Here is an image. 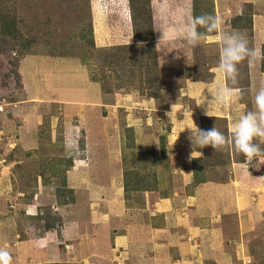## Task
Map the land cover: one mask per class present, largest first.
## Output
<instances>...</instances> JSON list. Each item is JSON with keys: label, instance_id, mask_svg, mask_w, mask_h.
<instances>
[{"label": "rangeland", "instance_id": "obj_1", "mask_svg": "<svg viewBox=\"0 0 264 264\" xmlns=\"http://www.w3.org/2000/svg\"><path fill=\"white\" fill-rule=\"evenodd\" d=\"M122 2L0 0V10L10 9L21 18L26 45L40 61L35 65L28 58L33 67L29 70L28 64V80L24 85L19 73V65L25 58L19 54L24 41L0 43V248L11 254L12 264H144L151 259V264H264L263 211L254 216L252 223H243L240 227L234 213L237 206L231 207L235 200L220 204L219 215L223 217L214 218L197 219L196 210L200 205L196 206L193 199L188 200V206L174 211L158 207L164 195L175 192L179 196L196 195L197 186L190 187L192 148L188 139L190 130L186 128L194 127V121L200 129L216 126L223 133L226 126L229 131L234 130L238 117L253 110L254 94L264 83V40L260 39L264 31V0H215L222 32L244 34L248 47L260 53L251 63L245 59L237 65L235 81L218 69L222 47L219 34L210 35L196 45L188 43L187 29L194 19L193 0H152L156 41L147 47L156 50L161 40L156 50L160 82L149 87L145 83V94L129 91L127 86L117 87L115 76L119 67L113 63L105 65L103 59L111 51V45L133 42L128 36L131 22L118 21ZM108 11L115 18L110 24ZM243 12H251L253 25L236 29L231 21ZM89 21L93 22L99 51L91 50L81 38V28ZM83 53L89 57L93 74L81 61ZM92 75L103 77L113 92L105 94ZM120 75L124 81L130 80L124 71ZM159 84L161 88H156ZM233 85L240 86L241 90L235 88L225 103L215 105L213 116H206L204 106L200 105L213 99L208 90L231 89ZM150 90L159 96L149 97ZM173 104L175 110L171 112ZM17 105L19 111H16ZM222 116L229 117L225 121ZM162 134L167 135L166 157H162L159 144ZM132 137L135 149L127 144ZM255 139L264 145L259 138ZM208 149L211 146L202 148V154ZM92 157L102 163L97 161L91 165ZM261 159L264 157L236 164L249 165L259 173V167L257 170L250 164ZM119 163L122 171L117 169ZM114 167L118 175L132 170L148 177L151 187L157 186L152 192H144L143 196L150 197L139 198L140 194L126 202L139 207L135 216L141 223L164 228L155 240L163 239L165 243L152 248L153 244L141 245L142 239L136 238L131 246L127 245L125 252L128 253L116 250L109 259L96 256L86 247L88 241L71 231H80L82 237L84 232L90 236L92 229L98 232V237L103 232L104 244L109 235L114 236V230L127 228L135 213L121 215L123 209L119 205L108 203L106 209L113 210L105 227L89 223L96 216L93 208L101 205L97 201H106L105 196L100 198L104 190L97 186L98 181L102 184L105 180L112 181ZM65 168H69L68 185L75 189L76 203L59 206L56 189ZM217 170L219 173L211 172L209 177L222 185L229 181L230 175L234 181H244L233 163L223 168L218 166ZM108 186L106 191H110ZM96 194L91 200L90 196ZM171 203L170 209H173L175 199ZM146 205L150 212L144 210ZM38 210L40 220L33 216ZM50 216H57L61 222H57L56 228L45 230L43 220ZM72 221L79 230L71 225Z\"/></svg>", "mask_w": 264, "mask_h": 264}, {"label": "trees", "instance_id": "obj_2", "mask_svg": "<svg viewBox=\"0 0 264 264\" xmlns=\"http://www.w3.org/2000/svg\"><path fill=\"white\" fill-rule=\"evenodd\" d=\"M105 3L108 4L106 1ZM106 4V11H107ZM249 7V5H246ZM255 8L254 5H252ZM121 15L118 17V21L122 22H131V34L130 38L133 39L132 43H120L117 45H111L109 48H112L111 51L106 52L104 56L105 65L115 64L117 67V73L115 79L117 81V87L122 88L127 86L129 91L138 90L142 94H145L144 86L145 83H148L152 86L156 84L159 80L158 72V54L157 51L152 48H148L147 44L150 42L154 45L156 41V35L154 30V19H153V8H152V0H123L121 7ZM213 15L217 16L216 13V5L215 0H193V17L200 15ZM107 21L110 24L111 21L115 20L112 16V13L108 11ZM232 26L236 29H245L251 28L253 25L252 14L243 12L240 15L235 16L232 21ZM21 18L17 15L16 12H11L10 9L3 8L0 10V43L6 40L13 41L15 43H20L24 41L25 45L20 49V56L25 57L26 54L31 55V51L26 45L27 39L24 36V33L21 29ZM108 24V25H109ZM198 31H204L203 28L198 27ZM81 38L86 42V45L91 47V50L99 51L96 47V42L94 38V26L93 22L89 21L85 26L81 28L80 31ZM217 33H212L210 35H214ZM23 43V42H21ZM105 50V49H104ZM264 53V46L262 47ZM91 52V51H90ZM102 54V52H101ZM25 55V56H24ZM21 57V58H23ZM103 57V56H102ZM81 61L83 64L87 65L89 69H91V73L93 74L95 71L91 68V63L89 57L83 53L81 56ZM124 71L125 76H127L130 80L124 81L121 77V73ZM92 79L95 82L101 84L103 91L105 94H109L113 92L111 87L107 86V81L104 80L103 77L97 78L92 75ZM121 84V85H120ZM131 86V87H130ZM152 88V87H151ZM156 88H161L160 84L156 86ZM235 88L240 89V86L233 85L231 88L235 90ZM149 97H158V92H154L150 90L148 92ZM107 110V109H105ZM195 112V110L193 111ZM199 112V111H196ZM106 115V114H105ZM227 121V118H222ZM201 120V119H200ZM203 122V119H202ZM170 128L168 127V130ZM133 129L131 128V131ZM224 135L226 137L230 136L229 127L226 126L224 129ZM159 140L161 155L162 157L167 156V135L162 134ZM254 143H258L256 139L253 140ZM128 147L135 149L136 143L135 139L132 137L131 141L128 142ZM260 144V143H259ZM261 149H264V145H260ZM222 151V153H221ZM143 153V151H141ZM150 154V153H149ZM148 154V155H149ZM147 155V156H148ZM259 157H264L261 155ZM257 158V157H254ZM97 161L101 163V160L97 158ZM246 161L245 157L238 153L234 147L225 146L223 150L215 151L212 147L211 150L205 152V154L199 155L196 158L192 159V164L190 168L193 169V181L190 187H196L202 183L208 182L209 180H214L209 177V173L213 172L215 174L219 173L217 167H226L227 165H231L233 162H244ZM105 164V163H104ZM70 167L73 165V160L70 161ZM69 168H65L63 170V176L60 180L59 185L56 189V198L59 206H68L76 203V195L75 189L68 185V174L67 171ZM133 174V176H132ZM129 177L130 180H129ZM140 174L138 172L133 173L132 170H128L125 174V197L127 201L131 198L132 192L129 193L130 187H132V191H141L151 189V185L148 183H143V180L138 178ZM141 178V177H140ZM156 183V181L154 182ZM152 183V184H154ZM152 188H157V186H153ZM176 190H180L177 188ZM129 193V194H128ZM233 194V190H232ZM164 195V194H162ZM168 196V195H164ZM236 205V204H235ZM237 212V209L236 211ZM40 211L38 210L36 215H33L34 218L36 216L37 219H42L40 215ZM237 214V213H236ZM44 223L45 230H52L57 227V222L61 219L57 216L48 217ZM41 264H59L57 262H45Z\"/></svg>", "mask_w": 264, "mask_h": 264}, {"label": "crops", "instance_id": "obj_3", "mask_svg": "<svg viewBox=\"0 0 264 264\" xmlns=\"http://www.w3.org/2000/svg\"><path fill=\"white\" fill-rule=\"evenodd\" d=\"M260 36H261L260 39L264 40V31L260 34ZM263 44H264V41H263ZM28 58H29V62L35 65L37 64L39 65V62H40L38 61L39 57L35 55H27L25 56V58H23V60L21 61L19 65V73H20V76H22L23 78L24 85L26 84V81L28 80L27 79L28 74L26 73L28 71L27 70L28 64H29V70L32 69L33 67V65H30V63L28 62ZM188 81H189V78H188ZM96 106L106 108V106H103V105H96ZM96 106H93V107H96ZM19 110H20V106L17 105L16 111H19ZM228 117L229 116L227 117L222 116L221 118H228ZM197 150L201 153L200 155H202V150L200 148H198ZM95 158L96 157H92L91 165L97 162V158L96 159ZM250 166L256 168L257 170L259 167L260 172L258 173L256 170H251L249 168V165H239V164H236V162H233L234 170L239 172L240 176L244 177L243 182L240 180H235V181L232 180L231 175H230L229 181H226L225 185L220 184L218 180L208 181V182L202 183L199 186H197L196 191H195L196 195L194 196L189 195L187 193L183 194L182 196H179V195H175L176 192L173 195L162 196L160 198L162 199L161 203L159 204L158 207L163 211L165 209H167V211H174L176 209H182L185 205L188 206L187 204L188 200L193 199L196 202L195 203L196 206L198 204L200 205L199 208L196 207L197 208L196 211L198 214L197 219L201 217H213L214 218L215 216L223 217V215H219L220 210H221V208L219 207L220 204L223 205V203H225V200L228 202L229 201L233 202L235 200L236 201L235 204L237 206L236 207L237 212H234V213L235 214L237 213V218L240 221V227L243 226V223L248 225L250 224V222L252 223L254 216H256L257 214H261L262 211L264 212V159L259 160L256 164H250ZM118 168H120V170L122 171L121 163H119V165L117 166V169ZM117 169L116 167H114V173L112 174V177L114 178L109 183L108 181L110 179L103 181V184L100 183L101 180L98 181L97 186L102 187L101 189L104 190L103 195H101L100 193V198L102 196H105L106 201L105 202L104 200L97 201L101 203V205L98 208H93L96 216H93L90 219L89 223L92 225H101L102 228L105 227V225L108 222V215L113 210V208L106 209V205L108 203V205L110 204L113 206L119 205L123 209V211L122 210L120 211L121 215L125 214V215L130 216L132 215V213H135L134 217L130 219L131 221L130 220L128 221L127 228L121 231L114 230L116 231L114 236L111 237L108 234L109 240L103 244L102 242L106 236L105 234L103 236V232H101L100 233L101 236L98 237L96 235V233L98 232L92 229L90 236L84 232V236L82 237L80 231L78 232L74 229L76 228L77 230H79L78 227L73 226V221L71 223V225L74 227L73 229L75 230V231L72 230L71 232L75 235L79 234L78 237L81 238V240L88 241V244L86 245V247H88L91 251L96 253V256L107 257L109 259L111 255L113 254V252H115L116 250H118L120 253H128V252H125L127 245L131 246V243H133V241H136L134 240L136 238L142 239L141 245L146 244L148 247H150L151 244H153L152 248L154 247L157 248L158 246H161V244L165 243V240L163 239L155 240L156 234L162 232L164 228L158 227V226L151 227V225H147V223H141L140 218L138 216H135L138 214V210H136V208H139V207L127 204L126 202L127 199L125 197V192H126L125 191V182H126L125 174L123 172L120 175H118ZM116 176L118 179H116ZM140 177L138 178V181L140 179L142 180L144 179L143 183L151 182L147 179L148 177H146L143 174H141ZM158 178L161 179L162 176L159 175ZM119 180H121L122 182H120ZM152 182H155V180H153ZM109 184H110V191H106L105 189L109 188L108 186ZM153 189L155 188L151 187V189H147V190L133 191L130 199L132 198L136 199L137 197H139L138 195L140 194H141L140 195L141 197L139 198L150 197V196H143V194H145L144 192H147V191L152 192ZM232 190H233V194H232ZM90 194H91V191H90ZM97 196L98 194H96L94 197L90 196V199L92 200ZM257 196H260V199ZM166 198H168V200ZM186 198H187V201H186ZM174 199H175V206L173 209H170L173 206L171 202H173L174 204ZM92 202L93 201H90V204H92ZM235 204H233L234 206L232 205L231 207L235 208ZM146 206L147 208L144 210H147L150 212L149 206L148 205ZM151 211H152V208H151ZM197 219H195L196 225H197L196 229L199 230ZM138 234H141V235H138ZM140 241L141 240H137V243H140ZM192 259H195V257H193ZM151 263H153L152 259L150 261L145 262L144 264H151Z\"/></svg>", "mask_w": 264, "mask_h": 264}, {"label": "clouds", "instance_id": "obj_4", "mask_svg": "<svg viewBox=\"0 0 264 264\" xmlns=\"http://www.w3.org/2000/svg\"><path fill=\"white\" fill-rule=\"evenodd\" d=\"M198 27L204 31H198ZM217 33L222 44L220 49V57L218 69L221 73L235 81L237 74V65L248 59L251 63L260 53L257 49H250L244 34L239 32H222V20L217 16L210 14L196 16L187 29V40L191 45H196L200 41L209 38L210 34ZM160 41H158L156 50L159 49ZM213 99L207 100L200 106H204V114L213 116L215 105L225 103L227 98L233 94V90L226 87H220L217 90H208ZM181 95V93H180ZM175 110V104L172 105V111ZM170 112V113H171ZM169 115V113L167 114ZM194 127L189 129V142L192 148L189 159L196 158L197 148H205L211 146L215 151L223 150L225 146L234 147V149L242 154L246 162H250L254 157L264 155V149H261L258 143H254L255 138H259L264 143V83L254 94L253 110L240 115L235 123L234 130L230 129V136L226 137L224 133L218 130L216 126L204 130L200 129L195 122ZM0 264H12V256L5 249L0 248Z\"/></svg>", "mask_w": 264, "mask_h": 264}]
</instances>
